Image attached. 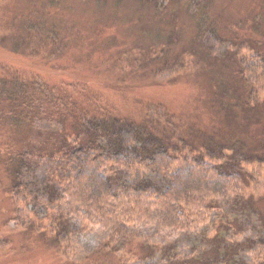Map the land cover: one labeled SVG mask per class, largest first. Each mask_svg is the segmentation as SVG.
I'll return each instance as SVG.
<instances>
[{
  "label": "rangeland",
  "instance_id": "obj_1",
  "mask_svg": "<svg viewBox=\"0 0 264 264\" xmlns=\"http://www.w3.org/2000/svg\"><path fill=\"white\" fill-rule=\"evenodd\" d=\"M263 5L264 0H0V73L6 67L39 76L59 92L73 90L81 100L97 101L138 121L159 117L165 122V133L172 135L174 146L175 134L190 124L201 127L202 132L235 135L236 130L231 132L222 123L226 113L213 101L211 83L217 80L219 69L202 72L196 61L199 50L208 51L202 41L211 25L224 38L261 40L257 27L243 28L250 27L258 14L264 16ZM28 13L45 20L48 29L57 35V48L41 41L44 36L25 42L27 33L21 24ZM258 19L264 26V19ZM36 52L40 54L35 57ZM241 53L249 54L250 49H241ZM156 54L162 58H156ZM167 59L177 63L158 70L159 63ZM248 62L257 64L255 69L253 64V70L260 69L255 57L247 56ZM222 70L227 71V67ZM261 94L264 99V90ZM1 117L0 264H172L169 261L175 256L186 257L191 251L212 247L210 237L218 230L220 213L214 218L212 211L204 208L193 209L192 228L186 232L163 227L155 210L130 226L128 239L121 243L111 228L81 214L58 239L59 227H66V200L49 204L43 191L36 198L39 185H34L33 195L27 191L29 187L11 191L10 171L4 168L1 153H5L7 144L28 151L38 148L61 123L27 127L20 137L24 140L19 142ZM252 130L259 129L255 125ZM263 137L245 140L263 153ZM44 161L33 163L42 172L39 177L49 171ZM243 166L245 181L238 189L245 196L263 197L264 160H252ZM107 167L112 170L114 164L108 163ZM114 203L123 216L130 197L120 196ZM80 223L86 226L85 231L78 230ZM238 227L232 231L239 232V239L257 237L259 228ZM247 250V257L254 263L264 258L262 247Z\"/></svg>",
  "mask_w": 264,
  "mask_h": 264
},
{
  "label": "trees",
  "instance_id": "obj_2",
  "mask_svg": "<svg viewBox=\"0 0 264 264\" xmlns=\"http://www.w3.org/2000/svg\"><path fill=\"white\" fill-rule=\"evenodd\" d=\"M258 16L264 19L260 13L250 27L242 28L257 27L261 40L224 38L211 25L202 41L208 51L199 50L196 61L202 72L219 69V76L214 74L217 80L211 83L213 101L226 113L222 123L230 131L236 130L235 135L202 132L201 127L190 124L183 132L175 134L174 146L172 135L165 133V122L159 117L138 121L97 101L81 100L73 90L59 92L39 76L2 68L0 117L5 127L16 133L15 140H24V136L20 137L27 127L33 129L42 122L61 123L39 149L34 147L28 151L21 146L5 145L1 157L4 168L10 171L12 186L9 189L20 192L29 187L27 191L33 195L34 185H39L36 198L43 191L49 204L66 200V227H59L58 239L72 228L73 220L79 219L81 214L111 228L113 236L119 237L121 243L128 239L130 226L145 220L155 210L163 227L186 232L192 228L193 209L204 208L212 211L214 218L220 213L218 230L210 237L212 247L191 251L186 257L175 256L170 263L264 264V258L254 263L246 255L251 246L264 249V196H245L238 189L241 181H245L243 164L264 160V151L254 149L245 140L250 136H264L261 94L264 90V26ZM35 18L30 13L23 18L21 27L28 35L25 42L29 44V39L44 36L41 41L57 48V35L48 29L41 16ZM244 48L250 49V53H241ZM238 49L240 52L236 51ZM39 54L36 52L33 56ZM247 56L258 60L259 70L252 69L254 63L248 64ZM176 63L167 59L162 65L159 63L158 70ZM255 66L257 64L254 69ZM223 67H227V71H223ZM255 125L257 132L252 130ZM196 138L202 139L197 141ZM43 158L49 171L39 177L42 172L33 163L39 165ZM108 163L114 164L112 170L107 167ZM126 194L130 197L129 208L121 216L114 200ZM251 225L259 228L257 237L249 235L241 240L239 232L232 231L235 226L248 230ZM78 230L85 231L86 226L80 223Z\"/></svg>",
  "mask_w": 264,
  "mask_h": 264
}]
</instances>
